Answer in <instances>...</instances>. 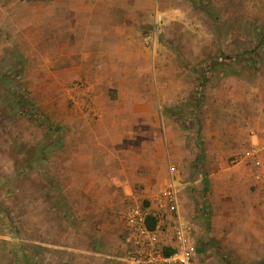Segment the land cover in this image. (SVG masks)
<instances>
[{
  "label": "rangeland",
  "instance_id": "obj_1",
  "mask_svg": "<svg viewBox=\"0 0 264 264\" xmlns=\"http://www.w3.org/2000/svg\"><path fill=\"white\" fill-rule=\"evenodd\" d=\"M167 118L199 169L196 263L264 264V193L236 162L264 136V0H0V264H127L121 210L148 196L135 165ZM115 178L125 198L91 214ZM70 193L78 214L43 216Z\"/></svg>",
  "mask_w": 264,
  "mask_h": 264
},
{
  "label": "crops",
  "instance_id": "obj_2",
  "mask_svg": "<svg viewBox=\"0 0 264 264\" xmlns=\"http://www.w3.org/2000/svg\"><path fill=\"white\" fill-rule=\"evenodd\" d=\"M3 13H6V9L2 10ZM197 117V115L195 116ZM183 118V117H182ZM173 120L170 119L168 121V118L166 119V125L164 127V136H162L161 139H156L157 137H154V140L151 142V148H150V155L148 156V164L145 165V163L139 164L138 166L135 165V169H140V170H148L151 171V176L147 178V174L144 176V178H140L137 180V182H142L145 184L144 187H146V190L148 191V196L146 199H141L139 200L136 198V196H132L133 198L131 201L128 203V205L123 207L121 210V217L123 212L126 211L127 208L131 207L132 205L135 204H142V205H149L150 203L153 202L156 194L168 183L169 181V167L171 165H175L177 170L175 172L176 176V184L180 188V202H181V210L185 217L188 219L193 220L194 228H193V236L194 239L197 243L198 246V255H202L205 250H207L206 245L204 244H199L197 242V237L198 234L200 233L201 236L204 235V230L202 228V224L200 226H197V222L195 221L196 217L199 215L194 214V208H200L199 204L195 203V201L190 197V193H188L187 187H198V178H194L192 172H196L199 169L196 167V162H193V159L189 155V150L186 148L187 144V139L185 134H183V131L180 132L179 130H175L173 125ZM175 131V133H174ZM259 134V135H258ZM253 133L250 136V139L248 138L245 147H243L242 150L237 151V158L236 162L238 164H243L244 167V172L247 173V176L249 177V183L251 185L250 188H254L256 191H260L264 193V187L260 181V179L257 177L258 174V167L256 166V160H262L264 164V136H260L262 134L260 133ZM177 136V138H176ZM165 144V147H163L162 144ZM163 147V148H162ZM254 151H257L258 153L256 156L253 154ZM173 162V163H172ZM222 169V168H221ZM218 170V171H223V170ZM213 173H215V169H211ZM200 173V172H199ZM210 173V172H209ZM212 173V174H213ZM202 174V172L200 173ZM199 174V175H200ZM212 174H204V180L205 183H207L208 186V180L212 177ZM198 175V177H199ZM208 176V177H207ZM136 177V176H135ZM189 177L187 180L186 178ZM209 178V179H208ZM117 179V180H116ZM227 181V180H226ZM125 182L124 179L122 178H115V180L110 181L105 188L104 185H101V189H98L97 192L98 195H102L103 198L97 196L94 199H92V213L95 214L96 212H99L101 210V213H107L108 211H111V214L114 213V211L117 209L115 203L113 202V198L116 196L118 201L120 199H124L126 195V188H125ZM148 188V189H147ZM159 188V189H158ZM146 191V192H147ZM73 192V191H71ZM192 196V195H191ZM69 198V199H68ZM68 198H63L55 195V201L49 206L48 209H45V213H43V216H46L49 211H52L53 214H58V213H63V211L66 212H73V214H78L80 212L78 208V204L75 202V195L70 193V196ZM129 199V200H130ZM204 202V201H203ZM204 207H208V203L206 202V205L203 204ZM203 207V208H204ZM203 210V209H202ZM205 210V208H204ZM203 210V211H204ZM110 214V215H111ZM224 215H214L212 218L213 224L217 225L220 223V221H225L226 224L230 222H233V216H231V212H223ZM218 219V220H217ZM47 221V220H46ZM91 224L93 223V220L91 219ZM264 222V220H263ZM48 225V221H47ZM93 225V224H92ZM230 229H233V227L228 225ZM199 227L201 229H199ZM124 228V223L122 220V229L120 231V238H123V229ZM221 231H217L215 233V238L218 240L222 241V244L224 246L232 247V248H240L242 246L245 247V249H249V234L248 232H243L239 233L237 231H227L225 228L220 229ZM242 234V235H241ZM245 235V236H244ZM160 240L163 245H168L165 246V252L166 249H171L170 247L172 246L173 239H172V233L169 231H163L160 233ZM124 241V240H123ZM210 244L215 246L214 241L211 240L210 238ZM251 246H253V243H251ZM218 247V246H216ZM125 242L123 244V251L125 253ZM217 251H220L217 249ZM220 254V252H218ZM222 258H225V261L229 264L231 262L230 258L228 256H225L224 254H220ZM124 255L122 256L123 260ZM204 257V255H203ZM202 260V259H201ZM125 261V260H124ZM126 262V261H125ZM200 262V261H199ZM129 264L128 262H126ZM197 264V263H196ZM231 264H235L231 262Z\"/></svg>",
  "mask_w": 264,
  "mask_h": 264
},
{
  "label": "built area",
  "instance_id": "obj_3",
  "mask_svg": "<svg viewBox=\"0 0 264 264\" xmlns=\"http://www.w3.org/2000/svg\"><path fill=\"white\" fill-rule=\"evenodd\" d=\"M258 152L254 151L256 156ZM256 160L257 177L264 187V164ZM175 165L169 167V181L149 205L135 204L122 214L125 253L129 264H196L198 246L192 234L194 222L181 210L180 188L176 184ZM154 225L150 226L149 221ZM172 233L169 253L160 240V233Z\"/></svg>",
  "mask_w": 264,
  "mask_h": 264
},
{
  "label": "trees",
  "instance_id": "obj_4",
  "mask_svg": "<svg viewBox=\"0 0 264 264\" xmlns=\"http://www.w3.org/2000/svg\"><path fill=\"white\" fill-rule=\"evenodd\" d=\"M149 225H150V226H153V225H154V221H153V220H150V221H149ZM170 251H171V250H170L169 248L166 249V252H167V253H169Z\"/></svg>",
  "mask_w": 264,
  "mask_h": 264
}]
</instances>
